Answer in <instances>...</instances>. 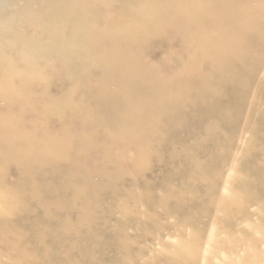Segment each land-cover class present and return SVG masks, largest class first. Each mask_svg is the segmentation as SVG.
<instances>
[{
	"label": "bare ground",
	"instance_id": "obj_1",
	"mask_svg": "<svg viewBox=\"0 0 264 264\" xmlns=\"http://www.w3.org/2000/svg\"><path fill=\"white\" fill-rule=\"evenodd\" d=\"M187 24L197 26L183 31ZM164 26L176 38L180 53L167 76L158 79L157 69L141 52L150 32ZM208 48L212 62L202 82V74L193 69ZM263 64L264 0H0V102L5 105L0 112V172L12 165L16 177L9 187L8 172L0 173V198L5 201L10 192L21 193L18 204L8 203L14 223L3 220L6 215L0 220V243L7 248L4 229L22 225L33 209L41 212L42 223L54 224L50 231L35 229V243L41 244L47 235L56 247L57 237L76 236L74 229L91 227L100 219L110 233L124 234L121 224H125L147 240L154 232L172 228L160 219L183 217L204 226L196 228L204 239L196 238L193 245L166 235L158 242L159 254L170 243L171 255L182 264H264V230L256 236L232 233L241 220H248L247 214L234 212L229 227L218 224L234 204L227 199L230 191L219 187L229 180V172L226 179L217 170L206 176V166L194 160L192 152L202 153L206 141L216 136L232 142L223 133L215 134L218 125L211 118L217 115L235 128L248 98L252 105L264 101ZM50 75L58 82L54 93L36 86ZM80 75L82 79L75 81ZM257 79L260 84L249 97L251 82ZM224 103L239 110L233 113ZM6 114L10 125L4 122ZM49 118L56 127L36 129ZM197 127L202 137L185 144ZM148 150L165 151V162L157 164L160 173L169 174L164 181L161 174L146 180L137 172L127 187L111 185L104 195H100L102 184L87 185L91 176L104 171L95 170L96 164L105 168L109 160L118 166L128 154ZM208 160L206 156V164ZM182 173L179 186L191 192L190 200L184 197L188 193H173L175 186L170 184ZM260 185L264 189V181ZM137 197L132 206L137 219L128 221V198ZM97 203L105 209L94 219ZM76 204L73 229L62 216ZM114 214L120 216L118 226L109 227L108 218ZM261 219L264 222L263 215ZM244 225L253 227L249 221ZM175 231L186 236L182 226ZM131 244L136 246L135 241ZM142 253L138 246L134 259H144ZM19 256L16 264L22 262Z\"/></svg>",
	"mask_w": 264,
	"mask_h": 264
},
{
	"label": "rangeland",
	"instance_id": "obj_2",
	"mask_svg": "<svg viewBox=\"0 0 264 264\" xmlns=\"http://www.w3.org/2000/svg\"><path fill=\"white\" fill-rule=\"evenodd\" d=\"M144 8L145 7H143V9ZM196 26H197L196 24L183 25L182 30L190 31ZM199 26L202 27L200 24ZM168 30L169 27L164 26L160 30L154 31V33L153 31H151L150 32L151 34L149 35L148 38V42L144 45L141 52V56L144 59H147L149 64L154 65V67L157 69L156 78L158 79L167 76V74L170 72V70L173 67V61H174L173 59L175 58L174 56L179 55L180 53L178 52V45L176 43V38L174 37V35L170 33V30L169 31ZM197 39L200 41V37L198 35H195V40ZM206 54H207L206 57L204 56L205 58L201 57L203 59L198 60L196 66H194L193 69L195 74L198 73L202 74V78H201L202 82H205L207 80V76L205 74H207V71L212 62V57H211L212 49L211 48L206 49ZM227 57L229 56H226V58L225 57L224 58L227 59ZM45 72L47 73L48 71L44 70V73ZM88 72L93 73V70L90 69V71ZM260 78L262 79V81ZM260 78L259 79L261 82L258 79L255 80L254 82H251L252 84L249 91L250 92L249 97H251V95L255 93V90L253 89H256L257 84L262 83L264 86V76L262 75V77ZM81 79L82 76L80 75L77 76L74 80L79 81ZM56 83L58 82L56 81L54 76L50 75V77H48L46 81L44 82L38 81L36 83V86L37 87L44 86L45 88H47L48 93H54L55 92L54 87L56 86ZM3 104L4 103L0 102L1 105L0 112L5 110V108H3L5 105ZM223 105H225L223 107L230 108L232 111L239 110L237 105L233 106L227 103H224ZM253 105L250 104V100L248 98L246 106L244 107L243 110L242 109L240 110V120L238 124H236L235 127L236 129L234 127L232 128L230 124L224 123L221 119L217 117V115L212 116L211 119L214 122H216V124L218 125V130L215 134L223 133L227 135L228 136L227 139L230 138L232 141L231 143H228L226 141V138L224 139L222 135L220 137L216 136L214 140L206 141V144L203 146L206 148L203 149L202 153H198L195 150L192 151L194 160L198 162H203L204 165L206 166L205 168L206 176L209 177L208 172L211 170L221 171L223 177H225L229 172V176L227 175L229 179L227 181L229 183L226 181L225 184L222 185L219 184V187L220 188L224 187V189L226 188L228 191H230L229 192L230 196L228 195L227 199L230 202H232L233 200L234 204L231 209L227 210V214L229 215L228 216L229 218L227 217V215H225L226 217L225 216L221 217L222 219L221 221L219 220L218 224L223 225L225 227H229L230 217H232L234 212L241 211L240 213L242 215L247 214L246 216H248L247 218L248 220L246 219L244 221L241 220L242 222L239 223L240 224L239 227L238 226L236 227V229L237 228L239 229L236 230L234 226L232 229V233L242 232L245 235L248 234V236H253L255 232H260L264 230V222L261 219L262 215L264 216V194H263L264 189H262L263 187L262 185H260L262 181H264V101L261 104L255 103ZM7 116L8 114L4 115V122L10 125L12 121L10 120L11 119L10 117H9L10 119L8 118V120H6ZM24 116H25L24 119L27 120L29 114ZM51 119L52 118H49L48 120H46L44 126L41 125L42 127L39 126L36 129L43 131L45 126H47L45 130L53 129V126L56 127V122ZM25 123H22L23 127H27V124ZM200 129L201 127L195 128L196 130V132L194 131L195 134L193 133L192 136L187 137L188 139L184 140L185 141L184 143L189 144L190 141L194 140L193 138H195V136L202 137V131H199ZM239 132L242 134H240ZM239 135L242 137H240ZM176 145L177 147L180 146L178 144ZM163 148H164L163 150L166 151L167 146L165 145L163 146ZM259 148L262 150H260ZM165 151L160 152L159 150H148V153L147 151H145L144 153L139 155L130 153V156L128 154V156L125 157L126 159L122 162V164L118 166H116L114 162H111L109 160L105 162V166H106L105 168L104 167L99 168V165L96 164L97 167L95 168V170L104 169V171H102L99 176L96 175L95 176L93 175V177L91 176V180L88 181L89 184L87 185L90 187L93 185L95 186L97 184L100 185L102 184V190L100 195L102 194L104 195L106 193L103 191H107V187L111 185L117 186L119 188L127 187L128 182H130L131 180V177L134 176V174L137 172H142L144 175L143 177L146 180H153L152 176H157L161 174L159 178L161 180L163 179L164 181L169 174L166 170L160 173V169L157 167V164H158V160H160L161 163L165 162L167 158ZM98 153H99L98 155L101 156V157L99 156L100 158L105 156L104 152L101 149L99 150ZM206 156L210 158L207 164H206ZM258 164L259 165L262 164V165L259 166ZM4 170L8 172L9 175L7 186H9L10 184L11 185L9 187L15 185L16 177L13 174L12 165H7V167H4V169H2L0 173H3ZM183 177L184 174L182 173L180 176L174 179V181H172L170 184L171 186L173 185L175 186V192L173 193L175 194L179 192H181L182 194L188 193V195L184 197L190 200L192 198V196H190L191 192L189 193L188 191L181 189L179 186V181L182 180ZM103 185L105 186L103 187ZM2 189L3 187L0 186L1 191H3ZM22 192L25 193L23 190ZM10 193L7 194L6 196L7 199L5 201L0 198V220H2L3 216L5 217L6 215L7 217H5V219L3 220L8 219L10 223H14L15 217L14 218L12 216L10 217V211L8 212L10 206L8 207V203L17 202L18 204L19 200L17 199V195H18L17 193L20 192L17 193L10 192ZM233 197L235 200L232 199ZM139 199L140 197L128 198L127 203L129 204L127 205H128V209L130 210V213L126 216L127 217L125 218L126 220L131 221L133 219H137V214L135 213L132 206L135 204L136 201H139ZM3 202L4 203L7 202V203L4 205ZM22 202L23 204L27 203L24 199L22 200ZM11 203L9 205H12ZM99 205L102 204L99 203ZM99 205L98 203L96 204L97 206L95 210L96 214L94 213L93 215H91L93 216L94 219L96 218V216H98L97 214L99 213L101 214L105 209L103 205L102 206ZM78 207L79 204H76L75 210H73L74 212L73 211H71L72 213L69 212V214H67L68 216L65 214L63 215V213L61 214V216L63 215L62 216L63 219L66 218L70 222V225H73L72 227L73 229L75 228L74 226L76 224V215H77ZM32 211L34 212L30 214L29 218L27 217L25 219L24 221L25 223L22 221V225H19L17 223H15L14 225L10 224V226L6 230L4 229V231H6L7 234L6 235L7 240L5 242L7 248L5 249L4 245L0 243V264H14L15 262L17 263L19 261L17 260V258L18 259L20 258L19 256L20 254H22L23 258H22V262H19L18 264H126L127 262L128 264H182V262H179L174 258L173 254L171 255V252L174 249V245L170 243L168 245H165V249L167 251L165 250L164 252L159 254L160 244L158 242L164 241V239L167 236H171L175 238L176 237L182 238L185 241L188 240L187 242H190L193 245H195L196 238L204 239L205 237L204 234L198 232L199 229L196 228H198L199 226L197 225L198 226L197 227L194 221L186 220L187 218L185 219L183 217H177V218L171 217L168 218L167 220L160 219L162 223L166 222L169 225H171L172 228L167 229L163 233L158 235H155L154 232L152 234L154 236H151V238L147 240L142 239L140 234L137 235V232L134 231V228L132 226L125 224H121V228L125 231L124 234L110 233L107 231L108 228L105 227L106 228L105 230L104 226L102 227L103 221H100L102 220L100 219L97 220L94 223V225L92 224L91 227L82 228L81 230L77 228H76L77 230L74 229L78 234L76 236L72 235L71 237H67V238L64 237L65 239H63V237H57L56 241L58 240L59 242H61L59 243L57 241L58 245H60L58 247L53 245V241H51V239L47 235H45L44 237L45 239L43 240V242L37 245L34 241L35 229L38 228L37 230L41 231V229L43 228L42 230L46 229V231H50L49 228L52 229L54 227V224L42 223L39 220V218L41 217V212L37 209L36 210L33 209ZM148 212L150 213L151 211ZM118 218H120L119 214L112 215L110 218H108L109 221L107 226L109 227H112V225H115V227L118 226V222H117ZM248 221L252 223L253 227L244 225ZM181 226L183 229H185L186 236L184 234L178 235V233L175 231V228H181ZM201 226L202 225H200V227ZM202 227L204 229V226ZM243 231H245L246 233ZM16 233L17 236L15 235ZM18 235H20V237L23 238L21 239V241L17 239ZM256 235L257 234L255 233L254 236ZM58 238L61 239L59 240ZM134 241L136 242V246L131 244ZM11 244L13 245V247ZM138 246L142 247L143 249L142 254L144 255L143 258L147 259L148 260L147 262L142 263L143 261H146L144 259L139 261L134 259L135 254L138 251ZM11 250L14 252H11ZM8 252H10L11 255ZM152 258H154L155 260L154 262L153 261L151 262ZM10 261H12V263Z\"/></svg>",
	"mask_w": 264,
	"mask_h": 264
}]
</instances>
